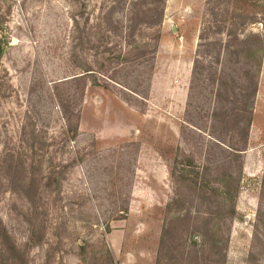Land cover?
I'll return each instance as SVG.
<instances>
[{"label": "rangeland", "instance_id": "374dc122", "mask_svg": "<svg viewBox=\"0 0 264 264\" xmlns=\"http://www.w3.org/2000/svg\"><path fill=\"white\" fill-rule=\"evenodd\" d=\"M2 259L264 264V0H0Z\"/></svg>", "mask_w": 264, "mask_h": 264}, {"label": "trees", "instance_id": "16d2710c", "mask_svg": "<svg viewBox=\"0 0 264 264\" xmlns=\"http://www.w3.org/2000/svg\"><path fill=\"white\" fill-rule=\"evenodd\" d=\"M248 44H246L245 49L247 50L246 53V59H247V72L246 75L244 76V83L242 84V88L240 89V92L237 94L236 92H232V97H233V102L239 104V107H231L229 109L228 115L229 113H231V116H233L234 118L237 119L238 122H241L240 120L244 119L247 116V130L249 131L250 127H251V123H252V112L254 109V101H253V97L250 98V88L252 87V77H253V61L256 60L254 55H256V53L258 51H262L263 52V48H253L251 47V43L247 42ZM258 62L256 63V66L258 67V69L260 68V66L262 65V57L257 58ZM258 69H257V73H258ZM219 85L220 87L223 88H228L230 89L231 84L226 83V81H219ZM258 89V82L254 83V92L256 93ZM255 93H253L255 95ZM237 95V97H236ZM218 96H221V93L218 94ZM231 100V98H230ZM232 103V102H231ZM238 108V109H236ZM217 116V113L215 114ZM214 136V135H213ZM215 137V136H214ZM216 139H218L216 137ZM220 140V139H218ZM231 147V146H229ZM232 150H234L235 152L239 151V149L235 148L234 146L231 147ZM165 235H164V239H165ZM195 243H198V241H195ZM204 244H207V241L204 239ZM216 244V243H215ZM217 246V245H216ZM4 257V255H3ZM2 262L0 264H7V261L2 259Z\"/></svg>", "mask_w": 264, "mask_h": 264}]
</instances>
